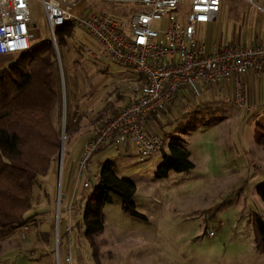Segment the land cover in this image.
Segmentation results:
<instances>
[{"label": "rangeland", "instance_id": "1", "mask_svg": "<svg viewBox=\"0 0 264 264\" xmlns=\"http://www.w3.org/2000/svg\"><path fill=\"white\" fill-rule=\"evenodd\" d=\"M66 1L72 4L77 0ZM77 5L87 12L120 13L119 6L107 0H80ZM30 7L35 24L32 44L51 41L41 0H31ZM226 30L221 20L211 28L200 24L197 38L210 50V42L227 41H220L221 35L232 32V28ZM57 36L58 42H67L59 44L66 113L67 103H77L85 116L69 143L62 131V164L58 155L50 173L42 178L44 185L37 188L28 213L37 214L26 226L0 233V264H58L59 258L63 264L69 246L73 264H97L91 242L76 225L79 212L74 183L83 178L89 184L98 180L89 175L97 174L107 159L113 161L118 176L136 184L133 201L147 218L126 215L122 198L113 194V201L104 206L105 228L97 238L101 264H264V254L256 248L252 221L255 212L264 214L263 202L256 192V187L264 183V149L257 142L264 127V103L249 110L236 106L198 107L197 111L185 113L182 131L176 130L180 125L174 120L172 124L169 121L173 105L151 118L150 125L163 135L172 130L182 135L195 164L189 170H171L166 177L158 176L163 150L169 149V138L162 150L144 159L133 147L119 152L113 146H105L81 167L84 140L96 135L102 126L101 118L114 116L113 109L120 110L134 100L125 102L135 92L130 88L136 78L133 70L124 65L95 59L86 50V45L95 47V40L83 28L73 25L68 33ZM19 55H0V71ZM75 74L78 93L91 88V94L82 98L76 95ZM189 98L192 106L201 99L195 95ZM54 121L63 127V90L62 114L57 106ZM69 224L73 226L71 242L60 237ZM43 231L51 235L49 242L43 238Z\"/></svg>", "mask_w": 264, "mask_h": 264}, {"label": "built area", "instance_id": "2", "mask_svg": "<svg viewBox=\"0 0 264 264\" xmlns=\"http://www.w3.org/2000/svg\"><path fill=\"white\" fill-rule=\"evenodd\" d=\"M79 1L41 0L58 61L56 29L72 23L95 40L94 48L86 45L95 59L124 65L139 78L133 85L136 98L84 145L81 167L105 146L120 151L121 146L131 142L141 159L162 150L166 137L150 130L149 118L173 105L181 90L200 96L205 88L235 79L233 101L241 109L248 107L242 77L251 70H264V42L236 45L225 41L207 50L205 42L197 38L200 24L216 20L222 0H107L119 6L118 15L87 12L77 5ZM30 2L0 0V55L22 53L31 47ZM248 2L257 5L255 0ZM72 227L69 224L65 228L70 242ZM62 261L73 264L70 246Z\"/></svg>", "mask_w": 264, "mask_h": 264}, {"label": "trees", "instance_id": "3", "mask_svg": "<svg viewBox=\"0 0 264 264\" xmlns=\"http://www.w3.org/2000/svg\"><path fill=\"white\" fill-rule=\"evenodd\" d=\"M72 27V23L59 25L56 34L68 33ZM61 43L67 42H58ZM65 84L67 90L66 75ZM73 85L80 98L91 94V88L82 94L78 93L79 81L76 74L73 76ZM57 106L61 108L62 114V78L57 52L50 40L36 46L32 44L8 68L0 71L1 234L26 226L37 214H28L33 207L36 190L44 185L42 178L52 170L62 146V125L58 126L54 121ZM118 112L119 109H113L111 114L116 115ZM84 116L85 112L79 104L67 103V143L80 130ZM153 117L155 115L149 120ZM110 118H101V125ZM179 130L182 131L183 128ZM261 130L257 135V142L264 149V127ZM165 137L170 140L169 149L163 150L158 176L166 177L171 170L186 171L193 168L195 164L191 160L189 149L183 143L182 135L175 131L165 134ZM135 190L136 184L128 178L118 176L113 161L107 159L101 163L99 177L93 183L92 190L75 200L79 212L76 225L91 242L97 264H101L97 238L105 228L103 209L113 201V194L122 198V210L126 215L135 219L147 218L136 208L133 201ZM256 192L264 205V183L256 187ZM252 221L256 248L264 254V214L255 212ZM42 236L50 241L49 232L43 231ZM60 237L64 240L68 238L66 230Z\"/></svg>", "mask_w": 264, "mask_h": 264}, {"label": "crops", "instance_id": "4", "mask_svg": "<svg viewBox=\"0 0 264 264\" xmlns=\"http://www.w3.org/2000/svg\"><path fill=\"white\" fill-rule=\"evenodd\" d=\"M255 2H257V5L249 3L248 0H222V7L220 12L218 13L216 20L206 23L205 25L211 28L214 27L215 21L221 20L222 24H225L227 30L232 28V32L230 33V35H221L222 37L220 41H222L223 39L236 45L264 42V0H255ZM227 4H229L230 6H227L225 8V5ZM251 5H253V7ZM226 10L228 12H226ZM33 26H35V24H33ZM226 37L231 38L228 39ZM217 43L219 42H210L211 49ZM132 75L136 78V80L139 79L137 76H135L134 73H132ZM242 82L244 94L248 99V107L245 109L249 110V108L252 106H261V104L264 103V70L249 71L248 73L243 75ZM130 89L133 91V86H131ZM235 92V79H233L229 83L214 85L211 88H205L203 93L200 95V101L196 104V106H192V101L189 96L194 94L188 89L181 90L179 91L176 101L172 106L173 108L171 109V111H173L168 115L169 121L172 124L174 120V122L179 124L180 126L176 128V130H179L180 128H182V126L185 125L184 115L186 112L189 113L190 111H197V109H199L200 107H216L219 109H225V106L238 107L233 101ZM133 94L136 95V92H132V98L128 99V101L126 100L125 102H129L135 99L133 97ZM150 130L159 131L157 129H154L153 126H150ZM176 130H172L170 132H175ZM89 139H87L86 141L84 140L85 143H83V147ZM132 147L134 151H136L133 144L131 142H128L127 144L121 146V150L122 148L128 149ZM121 150L119 152H121ZM89 176L91 178L98 179L99 172L95 175L90 174ZM96 181L97 180H93L91 184H89L88 179L86 180L84 178L80 180V182L75 181L74 186H76L77 188L75 191V194L77 195L76 199H80L82 196L91 191L93 183Z\"/></svg>", "mask_w": 264, "mask_h": 264}, {"label": "water", "instance_id": "5", "mask_svg": "<svg viewBox=\"0 0 264 264\" xmlns=\"http://www.w3.org/2000/svg\"><path fill=\"white\" fill-rule=\"evenodd\" d=\"M60 72H61V74H63V71L61 70V65H60ZM62 78H63V75H62ZM62 90H63V119H64L62 131H63V134H64V132H65V123H66V98H65V85H64V81L62 82ZM63 146H64V143L62 142V146H61V150H60V154H59L60 164H62V159H63Z\"/></svg>", "mask_w": 264, "mask_h": 264}]
</instances>
